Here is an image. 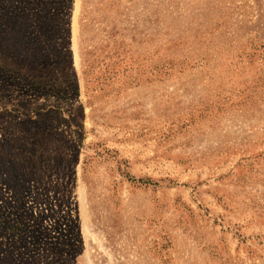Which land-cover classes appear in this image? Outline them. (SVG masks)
I'll return each mask as SVG.
<instances>
[{"label":"rangeland","instance_id":"rangeland-1","mask_svg":"<svg viewBox=\"0 0 264 264\" xmlns=\"http://www.w3.org/2000/svg\"><path fill=\"white\" fill-rule=\"evenodd\" d=\"M0 264H264V0H0Z\"/></svg>","mask_w":264,"mask_h":264}]
</instances>
